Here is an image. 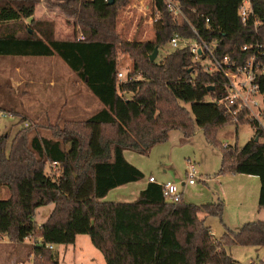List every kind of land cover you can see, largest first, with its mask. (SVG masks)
<instances>
[{
    "label": "trees",
    "instance_id": "1",
    "mask_svg": "<svg viewBox=\"0 0 264 264\" xmlns=\"http://www.w3.org/2000/svg\"><path fill=\"white\" fill-rule=\"evenodd\" d=\"M61 1L84 28V41L55 39L52 26L35 19L37 0H0V57H59L103 109L84 121H66L52 139L32 137L24 128L9 151V138L0 136V191H9V198L0 200V240L9 237L22 244L37 234L41 242L35 246V264L43 258L59 264L58 255L50 254L47 246L74 245L81 235L90 238L106 264H236L229 248H264L261 220L238 231L225 227L223 236L215 240L200 215L222 218L223 202L196 206L185 203L182 196L178 204H169L161 186L153 183L133 203L105 201L111 191L145 177L125 159V151L146 154L167 141L171 131H181L188 139L197 126L205 130L210 144L222 150L220 174L260 179L262 211L264 142L258 141V135L263 134L241 150L223 149L217 133L233 122L228 108L218 104L227 96L226 79L204 72L186 48L167 54L161 62L151 61L155 50L160 52L174 35L194 37L190 26L177 22L161 0L156 1L160 20L153 40L144 42L125 41L116 34L118 6L129 0H115L112 5L105 0ZM177 1L207 42L219 41V56H229L241 67L254 54L243 51L245 46L258 44L259 56L264 54V0H252L258 26L254 21L244 26L238 18L243 0ZM27 20L30 25L25 27L22 21ZM119 51L133 60L125 82L118 80ZM259 62L264 64V55ZM259 84L264 93V77ZM211 87L213 92L208 90ZM244 114L237 126L246 123ZM107 128L115 129V139L105 136ZM53 163L58 164V176L47 172ZM49 205H54L53 211L38 226V209Z\"/></svg>",
    "mask_w": 264,
    "mask_h": 264
},
{
    "label": "rangeland",
    "instance_id": "2",
    "mask_svg": "<svg viewBox=\"0 0 264 264\" xmlns=\"http://www.w3.org/2000/svg\"><path fill=\"white\" fill-rule=\"evenodd\" d=\"M37 1L35 19L52 26L55 39L77 40L81 34L85 35L77 19L63 9L69 7L66 1ZM152 13L151 0H129L118 6L116 34L125 41L153 40ZM22 23L25 27L30 25L29 20ZM29 29L32 33L35 31L34 26ZM169 53L171 49L166 45L155 61L161 62ZM118 66L125 82L133 71L130 55L119 51ZM186 107L190 109V105ZM101 109L100 101L59 57H0V136L9 138L8 151L15 135L24 128H29L32 137L52 139L54 131L63 128L66 121L87 120ZM105 136L115 139V129L107 128ZM253 136L250 123L237 126L232 122L218 131L216 140L223 149L241 150ZM125 159L145 177L127 188L112 191L105 201L133 203L149 179L154 178L159 184L178 185L187 204L204 206L223 202L222 218L201 214L216 240L223 236L225 227L238 231L246 223L264 221V209L260 211L258 205L260 179L233 172L220 174L222 150L208 142L204 129L195 126L193 137L188 139L181 131H171L167 141L155 145L148 153L125 151ZM189 161L199 173L194 186L187 185ZM52 174L58 176L60 171L57 168ZM8 198L9 191L2 188L0 200ZM53 207L38 209L35 217L38 226L47 221ZM77 238L75 245H56L50 254L60 257L59 264H106L88 236ZM38 241L37 234L27 244L4 237L0 240V264H35ZM227 251L236 264H264V248L233 246ZM39 264L49 263L43 258Z\"/></svg>",
    "mask_w": 264,
    "mask_h": 264
},
{
    "label": "built area",
    "instance_id": "3",
    "mask_svg": "<svg viewBox=\"0 0 264 264\" xmlns=\"http://www.w3.org/2000/svg\"><path fill=\"white\" fill-rule=\"evenodd\" d=\"M105 1L109 2V0ZM156 1L151 0L153 29L155 24L160 20ZM161 1L165 4L171 16L179 23H187L194 34L193 38H187L180 34L174 35L168 43L171 52L186 48L190 51L193 62L199 64L204 72L210 75H222L227 81V96L218 102V104H222L228 108L235 124L239 122V115L245 113L246 122L253 126L254 136L262 133L263 136L258 135V141L264 142V93L261 91V85L259 84V80L264 77V64L259 62L260 57L262 58L264 55L260 53L259 56V51L262 47L258 44L255 46H245L243 51L254 50V54L245 65L239 67L229 56L223 57L218 55L219 41L207 42L194 28L177 0ZM237 16L244 26L248 25L251 21H254L255 26L259 25L252 6V0H243L237 10ZM209 26L210 21L207 19L206 27L209 28ZM78 39L84 41L85 36L81 34ZM122 78L123 74L119 73V82H122ZM189 164L190 170L187 172V185L194 186L199 179V173L190 161ZM57 168V163L49 165L48 173L53 175V170ZM149 183L161 186L163 198L169 204H178L182 199V192L178 185L173 182L159 184L154 178H150ZM38 243L40 244V242ZM47 248L50 251H54L53 245H49Z\"/></svg>",
    "mask_w": 264,
    "mask_h": 264
},
{
    "label": "water",
    "instance_id": "4",
    "mask_svg": "<svg viewBox=\"0 0 264 264\" xmlns=\"http://www.w3.org/2000/svg\"><path fill=\"white\" fill-rule=\"evenodd\" d=\"M114 1L115 0H109V3L112 5L114 4ZM32 33V32H31ZM158 53H159V49H156L155 50V53L151 56V61H155L156 57L158 56ZM209 92H213L214 91V88L211 87V88H208Z\"/></svg>",
    "mask_w": 264,
    "mask_h": 264
},
{
    "label": "crops",
    "instance_id": "5",
    "mask_svg": "<svg viewBox=\"0 0 264 264\" xmlns=\"http://www.w3.org/2000/svg\"><path fill=\"white\" fill-rule=\"evenodd\" d=\"M101 110H102V109H101ZM148 184H149V182L146 184V188H147ZM129 185H131V184H129ZM129 185H126V186H123V187L117 188V189H115V190H119V189H122V188H127ZM184 186H185V185H184ZM146 188H145V189H146ZM145 189H144V190H145ZM115 190H113V191H115ZM111 192H112V191H111ZM111 192H110V193H111ZM141 192H142V191H141ZM110 193H109V194H110ZM182 194H183V193H182ZM106 199H107V197H106ZM106 199H105V200H106ZM108 202H110V201H108ZM50 206H51V205H50ZM52 206H53V205H52ZM53 209H54V207H53ZM53 209H52V211H53ZM205 215H206V214H205ZM49 216H50V215H49ZM200 217H201L202 219H204V217H202L201 215H200ZM204 220H205V219H204ZM77 239H78V238H77ZM28 240H29V239H27L23 244H27V241H28ZM215 240H216V239H215ZM38 242H41V240H39ZM74 245H75V244H74ZM102 256H103V255H102ZM58 257H59V256H58ZM103 257H104V256H103ZM59 258H60V257H59ZM105 262H106V261H105Z\"/></svg>",
    "mask_w": 264,
    "mask_h": 264
}]
</instances>
